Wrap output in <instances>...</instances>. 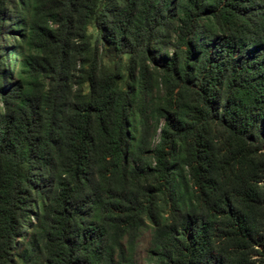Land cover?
Segmentation results:
<instances>
[{
  "label": "trees",
  "instance_id": "obj_1",
  "mask_svg": "<svg viewBox=\"0 0 264 264\" xmlns=\"http://www.w3.org/2000/svg\"><path fill=\"white\" fill-rule=\"evenodd\" d=\"M264 264V0H0V264Z\"/></svg>",
  "mask_w": 264,
  "mask_h": 264
},
{
  "label": "rangeland",
  "instance_id": "obj_2",
  "mask_svg": "<svg viewBox=\"0 0 264 264\" xmlns=\"http://www.w3.org/2000/svg\"><path fill=\"white\" fill-rule=\"evenodd\" d=\"M150 240H151V230L144 231L139 241V247L135 260L136 264H150L148 261Z\"/></svg>",
  "mask_w": 264,
  "mask_h": 264
}]
</instances>
